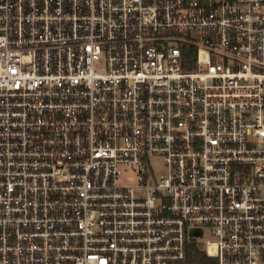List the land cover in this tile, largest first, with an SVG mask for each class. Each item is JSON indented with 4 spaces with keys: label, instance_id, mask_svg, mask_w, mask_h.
I'll use <instances>...</instances> for the list:
<instances>
[{
    "label": "built area",
    "instance_id": "2783aa9c",
    "mask_svg": "<svg viewBox=\"0 0 264 264\" xmlns=\"http://www.w3.org/2000/svg\"><path fill=\"white\" fill-rule=\"evenodd\" d=\"M0 264H264V0H0Z\"/></svg>",
    "mask_w": 264,
    "mask_h": 264
},
{
    "label": "rangeland",
    "instance_id": "374dc122",
    "mask_svg": "<svg viewBox=\"0 0 264 264\" xmlns=\"http://www.w3.org/2000/svg\"><path fill=\"white\" fill-rule=\"evenodd\" d=\"M154 166H155V169L157 170V172H160L162 170L161 161H159L156 164H154Z\"/></svg>",
    "mask_w": 264,
    "mask_h": 264
}]
</instances>
